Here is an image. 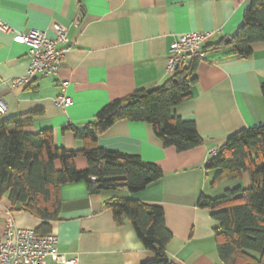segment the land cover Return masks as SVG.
<instances>
[{
	"label": "crops",
	"instance_id": "0c3cea01",
	"mask_svg": "<svg viewBox=\"0 0 264 264\" xmlns=\"http://www.w3.org/2000/svg\"><path fill=\"white\" fill-rule=\"evenodd\" d=\"M252 0H0V100L14 116L38 112L28 133L51 129L55 145L69 151L84 148L74 132L94 121L108 104L141 90L163 85L171 78L168 55L177 38L189 33L209 34L205 56L195 62L197 83L193 99L175 114L196 123L203 144L178 153L165 148L151 125L121 120L100 138L97 147L134 154L159 165L164 177L139 193L124 190L93 195L85 182L64 185L60 220L51 223L59 251L75 264H142L156 258L145 249L129 221L117 225L105 202L115 196L158 205L164 209L172 240L167 254L174 264H222L217 252L211 211L199 207L202 195L215 198L239 181L211 186L216 171L206 170L211 153L232 134L264 123V43L247 59L237 56L226 41L243 22ZM17 33L35 30L54 37L53 27L67 29L68 43L60 44L64 60L57 76H39L22 88L12 80L26 75L28 46L15 43ZM63 84H67L63 88ZM72 105L59 108V95ZM79 171L88 168L83 156ZM56 167L60 169L59 162ZM250 186L249 176L242 180ZM38 230L41 221L14 206L9 193L0 200V239L7 221ZM49 264H61L50 262Z\"/></svg>",
	"mask_w": 264,
	"mask_h": 264
},
{
	"label": "trees",
	"instance_id": "16d2710c",
	"mask_svg": "<svg viewBox=\"0 0 264 264\" xmlns=\"http://www.w3.org/2000/svg\"><path fill=\"white\" fill-rule=\"evenodd\" d=\"M228 39L237 56L247 59L253 55L254 45L264 43V0H252L242 24ZM195 62L188 70L178 68L159 87L111 102L82 130L66 127L64 130L73 131L75 139L84 143L81 150L58 148L51 129L28 133L26 129L38 112L1 121L0 200L9 193L14 206L21 205L41 221L36 232L48 235L51 223L60 220L64 185L85 182L93 195L124 189L135 194L162 180L164 171L159 165L96 145L116 122L126 120L151 125L163 146L178 153L201 146L203 140L196 123L175 114L178 106L193 99ZM261 90L264 97V83ZM80 156L87 159L85 171L75 165ZM205 168L217 172L213 188L223 182H240L245 174L250 180L248 188L239 185L218 197L202 195L199 199V207L210 210L217 224L214 236L221 263L264 264V123L229 136ZM105 208L112 212L117 225L131 222L145 249L155 253L154 260L142 264H174L167 254L173 236L161 206L115 196L105 202Z\"/></svg>",
	"mask_w": 264,
	"mask_h": 264
},
{
	"label": "built area",
	"instance_id": "2783aa9c",
	"mask_svg": "<svg viewBox=\"0 0 264 264\" xmlns=\"http://www.w3.org/2000/svg\"><path fill=\"white\" fill-rule=\"evenodd\" d=\"M14 35L15 43L28 46L29 66L25 76L12 80L13 88H22L32 84L39 76H57L64 60V51L60 44L68 43L67 29L61 25H54V37L47 32L32 30L27 34L17 33L12 28L2 25ZM209 34L189 33L181 35L171 46L168 55V71L173 75L180 67H185L189 60L199 61L205 56L203 43ZM67 84H63L66 88ZM72 99L66 95H59L55 104L66 109L72 105ZM7 106L0 100V117L6 115ZM213 151L211 155H216ZM95 181V178H92ZM75 264L77 259L70 260L59 251V239L54 234L41 235L36 230L17 227L8 220L5 232L0 239V264Z\"/></svg>",
	"mask_w": 264,
	"mask_h": 264
},
{
	"label": "water",
	"instance_id": "95a60500",
	"mask_svg": "<svg viewBox=\"0 0 264 264\" xmlns=\"http://www.w3.org/2000/svg\"><path fill=\"white\" fill-rule=\"evenodd\" d=\"M227 41H230V39H228ZM192 64H193L192 60H189L188 64L185 66V69H187V70L190 69ZM124 191L127 192L126 189H124Z\"/></svg>",
	"mask_w": 264,
	"mask_h": 264
},
{
	"label": "rangeland",
	"instance_id": "374dc122",
	"mask_svg": "<svg viewBox=\"0 0 264 264\" xmlns=\"http://www.w3.org/2000/svg\"><path fill=\"white\" fill-rule=\"evenodd\" d=\"M247 175H248V174H247ZM239 184H241V186H244V184H243V182H242V181H240V182H239Z\"/></svg>",
	"mask_w": 264,
	"mask_h": 264
}]
</instances>
